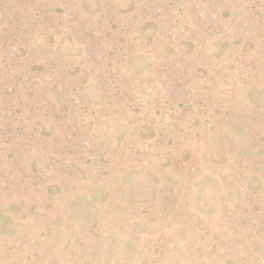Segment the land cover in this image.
<instances>
[{
  "label": "rangeland",
  "instance_id": "rangeland-1",
  "mask_svg": "<svg viewBox=\"0 0 264 264\" xmlns=\"http://www.w3.org/2000/svg\"><path fill=\"white\" fill-rule=\"evenodd\" d=\"M0 264H264V0H0Z\"/></svg>",
  "mask_w": 264,
  "mask_h": 264
}]
</instances>
